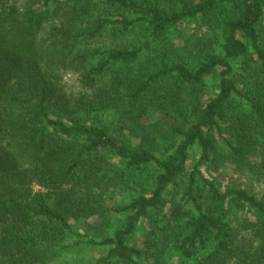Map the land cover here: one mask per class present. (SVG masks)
<instances>
[{"label": "trees", "instance_id": "1", "mask_svg": "<svg viewBox=\"0 0 264 264\" xmlns=\"http://www.w3.org/2000/svg\"><path fill=\"white\" fill-rule=\"evenodd\" d=\"M85 250L264 264V0H0V264Z\"/></svg>", "mask_w": 264, "mask_h": 264}, {"label": "rangeland", "instance_id": "2", "mask_svg": "<svg viewBox=\"0 0 264 264\" xmlns=\"http://www.w3.org/2000/svg\"><path fill=\"white\" fill-rule=\"evenodd\" d=\"M74 80H75V77H69L68 78V81L70 82V84H73L74 83ZM224 183H227V184H232L233 181H236L237 179V176L231 172L230 169H226L224 170ZM251 186H253V188H256L259 190V192L261 193V190H262V186L260 184H253V183H250ZM99 252H97V250H85V251H81L80 253H78L76 256H74L73 260L70 262H66L65 264H74L79 262V261H91L92 259H94V257H97L99 254Z\"/></svg>", "mask_w": 264, "mask_h": 264}]
</instances>
